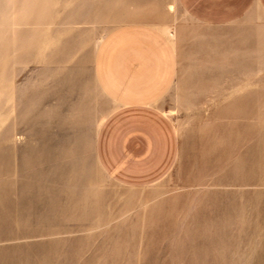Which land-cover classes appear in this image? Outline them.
I'll use <instances>...</instances> for the list:
<instances>
[{
    "label": "rangeland",
    "instance_id": "1",
    "mask_svg": "<svg viewBox=\"0 0 264 264\" xmlns=\"http://www.w3.org/2000/svg\"><path fill=\"white\" fill-rule=\"evenodd\" d=\"M254 7L257 20L214 29L177 0H0V264H264ZM184 22L190 44L221 41L223 61L191 59L205 66L191 67L187 94L178 79L173 107L147 110L169 128L158 149L135 156L134 140L105 156L110 126L97 133L116 105L96 79L97 42L144 23L177 47Z\"/></svg>",
    "mask_w": 264,
    "mask_h": 264
},
{
    "label": "crops",
    "instance_id": "2",
    "mask_svg": "<svg viewBox=\"0 0 264 264\" xmlns=\"http://www.w3.org/2000/svg\"><path fill=\"white\" fill-rule=\"evenodd\" d=\"M177 3L195 20L192 22L214 29L228 28L251 10L246 22L257 20L259 14L254 15L255 5L264 10V0H177ZM137 24L113 30L96 48V79L105 95L116 105L100 123L97 133H101L106 123L110 126L111 133L105 138L104 145L107 157L127 155L133 150L129 143L134 140L140 141L136 144L139 152H131L135 156L158 149L167 139L169 128L147 110L173 107L168 104L169 94L175 97L173 87L178 79H182L179 94H187L191 67L205 66L203 63L193 65L191 59L219 63L222 60L218 57L221 41H206L205 34L196 33L202 36L201 41L190 44L185 22L182 40L177 47L161 29L150 24ZM198 44H203V49L192 53L190 48ZM134 110H143L144 113L137 116Z\"/></svg>",
    "mask_w": 264,
    "mask_h": 264
},
{
    "label": "bare ground",
    "instance_id": "3",
    "mask_svg": "<svg viewBox=\"0 0 264 264\" xmlns=\"http://www.w3.org/2000/svg\"><path fill=\"white\" fill-rule=\"evenodd\" d=\"M169 8H170L171 10H175L176 6H175L174 3H172V4L169 5ZM263 34H264V33H263ZM172 35H175V32H173ZM99 44H100V42H97V47H98ZM97 47H96V48H97ZM100 125H101V124H100Z\"/></svg>",
    "mask_w": 264,
    "mask_h": 264
}]
</instances>
